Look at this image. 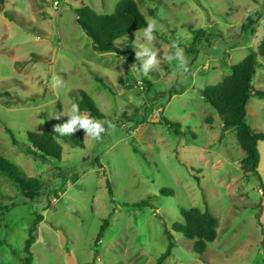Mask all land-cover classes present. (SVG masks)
<instances>
[{
	"label": "rangeland",
	"instance_id": "rangeland-1",
	"mask_svg": "<svg viewBox=\"0 0 264 264\" xmlns=\"http://www.w3.org/2000/svg\"><path fill=\"white\" fill-rule=\"evenodd\" d=\"M117 1L3 3L2 12L11 18L0 12V93L9 94L0 96V155L39 178L41 186L38 196L26 200L0 175V264H23V243L35 214L42 220L30 247L32 264H156L167 246L165 229L174 246L161 264H264V193L256 177L241 170L243 152L234 129L218 140L221 121L200 95L256 51L264 36V0H134L147 22H158L153 42L158 55L173 53L176 42L188 60L185 74L173 60L147 77L131 68L140 66L135 55L134 62L122 53L92 51L75 21L79 4L109 14ZM142 30L130 34L134 48L143 43ZM123 40L115 41L120 49ZM172 72L177 77L169 86ZM251 84L264 90V57L257 56ZM80 90L103 114L98 120L115 127L105 124L99 141L78 129L70 136L83 133L82 149L56 137L60 160L25 154L19 145L27 143L26 131L43 133L66 122L67 116L49 115L68 111ZM161 116L178 122L179 133L160 123ZM245 118L253 131H264V100L250 96ZM5 126L18 145L11 144ZM257 149L264 181V141ZM140 200L148 205H133ZM204 204L216 218V237L197 255L193 240L170 226L181 221L179 208L202 210ZM103 220L108 225L94 244Z\"/></svg>",
	"mask_w": 264,
	"mask_h": 264
},
{
	"label": "trees",
	"instance_id": "trees-1",
	"mask_svg": "<svg viewBox=\"0 0 264 264\" xmlns=\"http://www.w3.org/2000/svg\"><path fill=\"white\" fill-rule=\"evenodd\" d=\"M0 0V12H2L3 3ZM75 21L85 36L90 40V48L97 53L115 52L122 53L125 58L132 59L135 62V48L132 45L130 34L133 31L144 29L147 27V21L140 12L138 5L134 0H118L114 9L109 14H100L95 12L91 7L79 4L74 8ZM5 18H11L7 11L2 12ZM149 15L155 17L152 10ZM201 31H196L192 43L200 35ZM123 40V48L116 46L115 41ZM158 38V36H157ZM195 54V51L190 50ZM257 56L264 57V36H262L256 51L250 50L238 63L230 67V73L213 84L205 86L200 95L205 103L212 107L221 121V132L218 140L221 139L223 132L227 129H234L236 141L243 152V157L239 164L241 170L245 174H251L259 182L261 193H264V181L257 170L259 163V151L257 143L264 141V131H253L246 121V103L250 96H255L264 100V90L254 88L251 80L257 66ZM95 80L111 92V88L99 77L94 76ZM1 95H9L7 92ZM71 103L79 105L80 112H84L95 119H100L103 114L93 104L89 94L84 90H80L78 95L71 99ZM160 123L165 124L178 134L179 123L172 122L161 116ZM4 131L9 135L12 145H18L12 132L8 127H4ZM26 144L19 145L25 154L43 161L48 158L60 160L62 148L57 142L56 137H61L54 133L52 129L46 132L26 131ZM193 136V134H191ZM72 147L84 148L83 133L79 131L75 136H62ZM134 152H137L133 148ZM0 175L8 179L16 193L26 200H32L40 193V180L34 176H26L14 163L0 155ZM107 195L111 197V188L107 180H105ZM161 194H171V191L160 189ZM139 208L147 206L146 200H140L133 204ZM181 221L173 222L170 226L171 231L181 234L189 240H193V252L200 255L206 247V243L213 241L216 237V218L208 210L204 204L202 210L197 207L179 208ZM42 220V215L35 214L28 228L27 237L23 243V251L25 255L22 258L23 264H32V254L30 247L35 240L34 232L37 224ZM108 225V220H103L96 234L94 244L97 243L102 236L103 231ZM167 238V246L163 253L156 259V264L170 255L174 246L172 235L169 230L165 229ZM89 264V263H88Z\"/></svg>",
	"mask_w": 264,
	"mask_h": 264
},
{
	"label": "clouds",
	"instance_id": "clouds-1",
	"mask_svg": "<svg viewBox=\"0 0 264 264\" xmlns=\"http://www.w3.org/2000/svg\"><path fill=\"white\" fill-rule=\"evenodd\" d=\"M158 30V22L155 19H150L147 22V27L142 30L143 43L138 42L136 44L135 57L140 61V66L132 65V69L136 71L137 75H143L147 77L153 70H160L162 63H171L173 60L177 61V72L182 71L183 74L189 71L188 60L185 56L183 48H180L176 42H173L171 47L175 51L171 54H163L162 57L158 55L160 50L154 47L155 41L154 32ZM135 39L141 40V34L135 33ZM177 72H172L167 77V83L169 86L175 81ZM186 79V76L183 75ZM59 78L56 79V86L60 85ZM61 116H67L68 119L62 124H56L53 126L54 133H58L62 136H70L74 134L78 129L84 130L85 138H91L94 141H99L102 138V134L106 132L105 124L109 128L115 126L108 121H101L94 119L88 114H82L79 110V105L73 103L68 111L51 112L49 118L60 119Z\"/></svg>",
	"mask_w": 264,
	"mask_h": 264
}]
</instances>
